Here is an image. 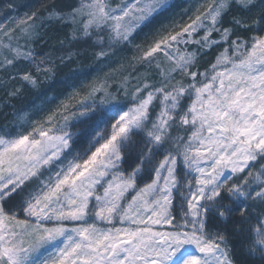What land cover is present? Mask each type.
Returning <instances> with one entry per match:
<instances>
[{
	"label": "snow or ice",
	"instance_id": "obj_1",
	"mask_svg": "<svg viewBox=\"0 0 264 264\" xmlns=\"http://www.w3.org/2000/svg\"><path fill=\"white\" fill-rule=\"evenodd\" d=\"M85 53L0 128V264H264V0L6 13L5 103Z\"/></svg>",
	"mask_w": 264,
	"mask_h": 264
},
{
	"label": "rangeland",
	"instance_id": "obj_2",
	"mask_svg": "<svg viewBox=\"0 0 264 264\" xmlns=\"http://www.w3.org/2000/svg\"><path fill=\"white\" fill-rule=\"evenodd\" d=\"M28 0H0V20L4 19V15L6 13H11L12 15L23 17L25 13H29L33 10H35L36 6H38L43 0H38L37 3L35 4L34 7L29 3H27ZM182 1L183 4L186 3V0H175V2ZM114 2H118V0H114ZM11 4L14 5V9H9L5 7L6 5ZM180 9L177 10L179 12ZM48 30V29H47ZM38 49V48H37ZM130 54V52L128 53ZM90 53H85L84 56L80 58L81 62L80 63H73L70 64V72L66 75L65 78H63V81L67 79L70 75H72L74 72H84V73H91L92 76L97 75V65L94 61H92L90 58ZM60 68V67H59ZM104 71H108V69H105ZM101 75L103 74L100 73ZM55 76L48 80L45 81L40 85L38 89H44L43 87L47 86L49 83H51L53 80H55ZM54 82V81H53ZM57 84V83H56ZM66 86L62 82L61 84L58 83V87L56 88V91L54 90H45L44 93H47L49 96H57L61 92L65 91ZM42 96V95H41ZM41 96L37 99H32L33 96L30 95L29 99L26 97V102L23 105V108H20L19 105L16 106L13 103V99L11 98L10 100L5 103L6 97L3 95L0 97V116L2 117V120L0 121V128H3L5 125L11 129L13 125L16 123L15 116L18 113H23L27 110H29L35 103H38Z\"/></svg>",
	"mask_w": 264,
	"mask_h": 264
},
{
	"label": "trees",
	"instance_id": "obj_3",
	"mask_svg": "<svg viewBox=\"0 0 264 264\" xmlns=\"http://www.w3.org/2000/svg\"><path fill=\"white\" fill-rule=\"evenodd\" d=\"M38 0H28L27 3L31 4L32 7L35 6V4L37 3ZM177 4H183L182 1H178L176 2ZM179 9V8H178ZM176 9V11L178 10ZM49 35H54L55 34V27H51L48 30ZM59 47L58 44L55 45H42L40 47H38L37 51H49L51 47ZM68 72H70V64L68 66H61L60 68L57 69L56 71V75H55V80H53L51 83H49L47 86L43 87L44 89H33V90H28L26 89L22 95H20L19 97H16L15 99H13V103L18 106L20 108H23L24 103L26 102V97L27 99H29L30 95L33 96L32 99H37L39 98L41 95L44 94L45 90H54L56 91V88L58 87V83H62L63 82V78L66 77V75L68 74ZM57 83V84H56ZM3 95H5L4 89L0 88V97H2ZM2 120V117L0 116V121Z\"/></svg>",
	"mask_w": 264,
	"mask_h": 264
}]
</instances>
